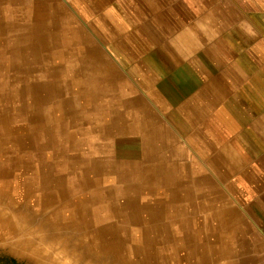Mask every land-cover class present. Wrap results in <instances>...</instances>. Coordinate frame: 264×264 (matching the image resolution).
<instances>
[{"label": "rangeland", "instance_id": "1", "mask_svg": "<svg viewBox=\"0 0 264 264\" xmlns=\"http://www.w3.org/2000/svg\"><path fill=\"white\" fill-rule=\"evenodd\" d=\"M166 1L174 24L186 22L183 0ZM149 3L0 0V207L29 192L85 214L67 264H215L231 240L247 257L254 238L264 250V186L233 176L247 175L252 155L239 156L243 170L226 165L196 135L201 121L180 103L199 83ZM23 210L24 230L60 233L51 211ZM61 245L46 248L63 256ZM0 255L35 264L4 241ZM253 262L264 264V251Z\"/></svg>", "mask_w": 264, "mask_h": 264}, {"label": "crops", "instance_id": "2", "mask_svg": "<svg viewBox=\"0 0 264 264\" xmlns=\"http://www.w3.org/2000/svg\"><path fill=\"white\" fill-rule=\"evenodd\" d=\"M165 1L150 0L146 7L159 30H164L166 44L171 40L184 51L189 82L199 83L181 101V108L193 117L198 115L196 135L214 142L222 163H236L243 170L239 156L251 154L244 167L247 175L233 176L251 178L253 189L264 186V0L181 1L187 21L196 18V27L182 20L174 24V9ZM164 11L171 13L168 18ZM200 50L212 60L203 61L197 54ZM248 241L252 253L247 257L231 240L221 249L226 254L221 253L214 263L255 264L253 259L264 250L256 238ZM159 264H174L173 258Z\"/></svg>", "mask_w": 264, "mask_h": 264}, {"label": "bare ground", "instance_id": "3", "mask_svg": "<svg viewBox=\"0 0 264 264\" xmlns=\"http://www.w3.org/2000/svg\"><path fill=\"white\" fill-rule=\"evenodd\" d=\"M49 189L51 190L52 188ZM54 189L55 188H53V190ZM8 196V202H10L13 206H7L5 209L0 207V241L6 242L11 250L15 251L19 255L30 256L35 261V264H67V258L70 256L73 257L75 252L80 251V246H78L75 242L73 243L74 240L79 238V235L76 233L74 234L73 231L78 229L77 227L81 223H85L90 226L89 222H87L85 214L81 217L75 207L69 208L68 214L65 210L55 207L56 201L54 199L52 200L51 197H45L42 194L41 196L36 194V201L34 203H32L33 196L29 192L24 195L21 202H18L19 200L17 201L13 194L11 195L8 193ZM6 201L7 199H0V205L2 204L3 206V202L6 203ZM20 204L23 205L20 206ZM19 206L22 207V209L19 208ZM23 206L27 209L34 210L36 216H38V210L39 212L45 210L51 211V217L47 219L48 223L52 225H59L60 233H55L54 235V233L51 234L49 232H42L41 235L37 236L29 233L27 230H24V228L17 222L19 216L22 217L24 222H28L30 219V215L25 212L26 210H23ZM95 217L96 219L94 221L97 222L98 225L104 224L105 218L98 215H95ZM64 227L66 229H72V232L70 229L65 231ZM58 241L62 242V248L59 250L64 252L63 256L61 252L55 251L52 247L46 248L49 243L51 244Z\"/></svg>", "mask_w": 264, "mask_h": 264}, {"label": "flooded vegetation", "instance_id": "4", "mask_svg": "<svg viewBox=\"0 0 264 264\" xmlns=\"http://www.w3.org/2000/svg\"><path fill=\"white\" fill-rule=\"evenodd\" d=\"M1 256V255H0ZM11 263L12 264H25V263H23V262H20V261H18L17 259H12V261H11Z\"/></svg>", "mask_w": 264, "mask_h": 264}]
</instances>
